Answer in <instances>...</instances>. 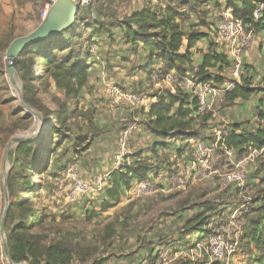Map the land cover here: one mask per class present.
<instances>
[{"label":"rangeland","instance_id":"374dc122","mask_svg":"<svg viewBox=\"0 0 264 264\" xmlns=\"http://www.w3.org/2000/svg\"><path fill=\"white\" fill-rule=\"evenodd\" d=\"M168 1L73 0L79 7L78 17L82 21L70 27L69 31L63 34V38H70L71 48L77 54L73 60L88 63V77L96 76L99 86H104L105 89L101 88L99 91L95 84L91 83L84 89V93L81 90V95L71 99H67L64 92L57 89L49 77L42 75V62L32 64L30 55L22 52L16 58L23 62L15 68L16 58L11 61L5 58L8 45L15 38L36 29L45 19L51 4L47 0L0 1V222L3 218L8 249V237L13 228L21 222L24 213L16 209L7 211L9 204L6 207L5 172L8 202L10 203V197L12 200L26 201L31 212L42 215L39 224L35 225L30 221L31 225L26 226V234L40 236L45 241L67 242L72 250V260L69 264H207L212 260L206 247L208 236L218 231L223 233L229 244L237 242L235 253L227 258L225 264L252 263L256 254L253 247L246 243L244 232L247 230L244 227L252 214L255 215L252 209L256 208L255 200L263 195L264 171L260 166L264 162V147L261 153L253 158L248 157L250 151L242 155L235 151V155L228 156L215 143L219 132L223 131L221 124L225 122L220 124L213 117L210 120L211 116L202 122L203 116L196 115L200 117L193 123L192 128L200 133L199 140L213 146L214 161L210 170L202 174L206 176L204 179H189L183 187L175 186L171 177L188 166L185 162L191 157L193 141L190 142L191 146L185 147L181 155L178 151L182 146L179 145V140L170 137L163 143L164 146L160 144L155 149L154 140L146 130L147 116L143 111L148 108L149 102L153 101L151 98L157 91L162 94L168 90L162 79L159 81L160 85L153 86L150 74L154 70H162V77L171 72L177 75L173 70L166 72L161 61L154 66L152 61V66L143 67L139 61L124 60L127 64L124 69L129 75H143L146 70L148 74L143 76L144 81L141 83H132L133 90H129V84L122 87L125 91L129 90L126 92L142 96L143 103H138L137 107L132 106L135 119L128 121L136 123L141 130L133 133L130 141L128 140L127 157L131 164L135 161L134 157L152 162V175L148 177L152 188L147 193L138 195L135 191L136 181H133L129 188L122 189L118 201L114 202L106 195L110 186V174L119 169L114 166V156L119 149L118 132L123 128L116 126V131L112 132L113 127L110 126L114 125L110 124L111 118L107 117V112L113 106L108 97H102L103 94H108L109 88L111 91L117 88L107 80L112 79L111 75L119 69L116 66L123 62L121 60L116 63L115 59V55L120 54L118 44L123 40L118 33L123 27L122 23H126L128 16L134 11L143 8L158 11L164 9ZM179 1L170 2L175 7L179 5ZM220 1L222 2L192 1L197 8V11L192 13L194 16L198 15V18L209 19L204 3L213 2L211 7L220 10L221 4H226L227 0ZM6 4L11 5V10L5 11L2 6ZM184 10L189 11L188 7ZM91 14H94V17H91ZM222 16L223 14L212 19L210 17V23L203 19L201 22L204 24L200 22L199 25L201 30L209 29L208 24L216 27L218 22L215 24V20L222 19ZM99 29L109 41V46L104 44L105 39L97 37L101 34ZM215 32H218L216 28ZM257 32L255 31L254 35ZM214 40L216 37L211 36L210 41H207L210 44L214 43ZM51 42L47 40L45 44L48 46ZM93 46L94 49L91 50ZM51 50L58 58L69 52ZM139 54L141 55L138 50L134 53L137 59ZM10 62L15 68L16 85L9 82L5 71ZM185 69V75L191 77L192 74L187 73L190 69ZM30 70L36 74L35 80L30 75L25 79L21 78V73ZM138 80L135 82H140ZM170 85L172 94L180 91L174 83ZM255 88L257 91L253 94L259 98L262 96V93H258L260 86ZM25 97L31 98L35 106L25 102ZM21 101L28 104L38 115L25 108ZM68 109L71 113L67 116L65 124L56 125V117ZM208 113L211 112L207 111L204 116ZM41 126V132L37 133ZM54 127L65 130L64 140L52 133ZM27 136H34L25 142L31 143L32 151L25 153L23 149L17 148L18 144H12L4 163V151L8 144L14 139ZM78 136H85L86 141L73 147V142ZM89 141L90 145L82 148ZM179 157L183 163L178 166ZM239 159H242L240 166L245 172V185L242 189L233 183L223 184L221 180L223 174L235 169ZM162 172L164 175L161 177L159 174ZM77 186H80L81 190H76ZM248 198L250 201H247ZM246 201L250 204L247 205V210L235 217L238 215L235 209ZM105 202L111 205L105 207ZM201 205L205 210L208 206H214L213 218L207 224L208 228L213 229L203 239H199L187 229V219L194 218L197 208ZM0 264H10L3 251L1 236ZM16 264L29 263L23 261Z\"/></svg>","mask_w":264,"mask_h":264},{"label":"trees","instance_id":"16d2710c","mask_svg":"<svg viewBox=\"0 0 264 264\" xmlns=\"http://www.w3.org/2000/svg\"><path fill=\"white\" fill-rule=\"evenodd\" d=\"M166 1V0H165ZM258 0H227L226 5L233 10L235 18L241 19L246 27L254 26L257 32L264 26V19L260 23H253L252 11L255 3ZM182 7H188V13H181ZM161 11V13H159ZM197 8L188 1L180 3L178 6L168 5L164 9L143 8L142 10L133 12L126 23H122L124 35L128 43H141L147 51L148 66L153 60H160L162 67L166 72L171 70L180 75H185V67L192 70V60L190 57V49L196 42L204 37H207L205 32L191 28L185 32L179 22L187 21L190 16L189 12H195ZM79 13V10H78ZM78 16V14H77ZM80 18H76L75 24H79ZM82 21V20H81ZM179 21V22H178ZM204 24V22H201ZM72 27V26H71ZM69 31L60 32L58 35L50 38H45L38 41L22 52L29 54V60L32 64L42 62V75L49 77L52 84L61 91L67 99L76 98L80 94L82 87L86 84L88 78V66L83 61H75L73 57H77L71 48L72 44L69 37L63 38V34ZM99 33H103L101 29ZM186 40V49L181 53L183 40ZM47 40H51V45L45 44ZM51 49H60L66 52L64 57L58 58L52 54ZM21 52V53H22ZM75 54V55H74ZM22 60L16 58L14 61L15 68L22 64ZM231 65L228 56L223 52L215 50V44L211 42L208 50L202 53L201 63L194 72V77L202 82L211 83L213 85H222L226 78L222 74L223 71ZM39 68V66H38ZM246 68V74L242 77L241 83L234 86L230 91L224 93V98L221 105L232 104L236 99L241 98L247 100L250 98L256 88L252 86L249 77V70ZM27 75L35 80L36 74L33 70L21 73V78L25 79ZM262 96L259 97L261 102L264 97V86L260 87ZM25 102L31 106L35 103L31 98L25 97ZM196 99L191 98L187 93L178 90L172 94L166 90L156 98V102L151 104L148 110L147 128L149 131L159 138H172L185 141V146H191L190 142L198 140L200 133L192 128L193 123L197 120L196 116ZM71 113L68 109L63 114L56 117V125H63L67 120V116ZM257 116L260 119L264 118V110L257 109ZM202 122L207 121L211 113L202 115ZM240 124L226 128L227 133L220 141L228 149H233L240 155L246 153L250 149H262L264 147V128L258 127L254 133L240 132ZM65 131V130H64ZM58 127H54L52 133L60 136L63 140L66 138L65 132ZM86 141L85 136H78L73 142V147L81 145ZM90 145L87 142L86 148ZM182 147V148H185ZM17 148L23 149L25 153L32 151L31 143H19ZM180 152V151H179ZM264 171V162L260 166ZM152 167L144 159H137L131 165H127L112 171L110 176V186L106 191V195L114 202L118 201L122 189H127L133 181H142L148 179V175ZM9 190L12 188L9 186ZM263 195L255 200L260 202V206L252 208L255 215L248 219L249 232L247 237L250 239L254 248L261 250L255 262L256 264H264V189ZM23 200H12L10 197L9 208L18 210L24 213L21 222L17 224L8 237L9 254L13 262L26 261L29 264H69L72 260V250L69 244L63 240L45 241L40 236L28 235L27 227L32 223L39 224L42 221V215L38 212H31ZM111 204L104 203L105 207ZM214 206H208L207 211L201 212L192 218L187 229L193 234H198L199 239L207 237L213 228H208V221L212 218V210ZM252 210V211H253ZM253 215V214H252ZM8 217V214H7ZM26 222L27 224H24Z\"/></svg>","mask_w":264,"mask_h":264},{"label":"crops","instance_id":"0c3cea01","mask_svg":"<svg viewBox=\"0 0 264 264\" xmlns=\"http://www.w3.org/2000/svg\"><path fill=\"white\" fill-rule=\"evenodd\" d=\"M0 1L3 2L4 0H0ZM162 1H165V0H162ZM166 1H168V0H166ZM170 1H172V0H169L167 4L172 6V2H170ZM184 1H188L190 4H192L196 0H183V1L180 0L179 4L183 3ZM218 2L221 3L222 1L218 0ZM204 4L208 9L206 15L209 19H210V17L212 19V18H215V16L218 17V15L223 14V11L226 9V6H227L226 4H221V6H220L221 8L218 7V8H220V10H217V9H214L211 7V5H214L213 2H209V4H207V3H204ZM2 7L5 9V11L11 10V5H9V4L3 5ZM184 9H185V7L181 8V10H180L181 13H183V12L188 13L187 10H184ZM134 12H136V11H134ZM79 14H80V11H79L78 15ZM189 16H190V18L187 21H183L182 23L178 21L180 23L181 28L187 33L190 31L191 28H194V29H197L201 32H205L207 34V37H204V38L198 40L196 42V44L190 49V57L192 60V63H191L192 64V70H190V72H187V73H191L192 75H194V72L196 71V69L198 68V66L201 63L202 53L206 52L208 50L209 43L207 40L210 41L211 36L216 37V40H214V43H216L215 44V50L217 52L228 53L229 47L227 46V44L225 42L221 41V39L218 37L217 32L214 33V30L216 27H213L212 24H210V25L208 24L209 29H207V30L202 29L201 30V27L199 25H200V22L203 21L204 18H198L199 16L196 14L194 16V13H192V12H189ZM77 18H79V17L77 16ZM209 19L206 18V19H204V21H206V23H210ZM218 20H220V19L215 20V24L218 22ZM118 34L121 35V39H123L122 40L123 43L121 42V44H118L120 47V48L118 47V51L120 52L119 56H117L115 54L114 55H115V59L119 60V61L116 60V63L117 62L119 63L121 60L123 62L116 66V67H119V69L111 75L112 79L109 78L107 81L110 83V85H114L115 87L119 88L125 94H135L132 92H126L128 89H126V91H125L124 90L125 88L123 89L122 87H125L127 84H129V90H133L134 88H133L132 83H141L142 81H144L143 76L144 75L146 76L148 74L147 73L148 71L146 70V73L144 72L143 75H139V76H138V73H134L133 75H129L128 74L129 72H127V70L124 69L125 65H127L124 62V60L128 61V59H130L133 62L139 61L140 64L144 67V66L148 65V63H149L148 58H147V51H146V49H144L142 44L139 42L136 44L128 43L126 38H125L123 29H121V31ZM97 37H99L101 39H105L104 44H107V45L109 44V41L107 40V38L104 36L103 33H101ZM105 48L106 47H104V49ZM185 49H186V40L184 39L183 40V46L181 47V50L185 51ZM137 50L140 51V53H141V55L140 54L138 55L139 56L138 59L134 55V53ZM184 51H180V52L183 53ZM118 57H121L122 59L118 58ZM228 59L230 60L231 65L229 68L225 69L222 73L225 76L226 80L229 79L230 74L232 72V57L229 54H228ZM153 61H154V63L152 65L154 66L156 63H159L160 60H153ZM242 62L244 64V66L247 67V69L249 70V74L247 76L249 77V80H250L252 86L262 87L264 85V26L257 32L256 35H254V39H253L251 45L249 46L247 51L242 55ZM86 65L88 66V63H86ZM152 65L150 64L149 66H152ZM90 70H91V67H90ZM169 72H171V71H169ZM171 73H173V72H171ZM177 75H180V74L177 73ZM94 77H95V79H93ZM94 77L93 78L92 77L90 78V76L88 77L86 86H84L81 89L83 93H84V89H87L91 85V83H94L96 88H98L99 91L101 90V88L105 89L104 86H99V84L97 83V79H96L97 77L96 76H94ZM137 79H139L138 81H140V82H135V81H137ZM160 83L161 82L155 83L153 81V86L157 87L158 85H160ZM162 83L166 84V87L170 92L173 91V89L170 88L171 87L170 82H168L167 80H162ZM144 84L147 85L146 82H144ZM110 89L111 88H109V92L106 90L108 94H103V96H102V97H108L109 101L111 102V105L113 106V108L109 112H107V113H109L107 115V117L111 118L109 120L110 124L114 125V126H110V127H113L112 132L116 131V126L120 125L121 127H123L118 132V135H120L129 126H134L135 129L129 135V141H130L132 134L141 130V127L138 126L136 123H131L128 121L131 118L135 119V112H134V110H133L134 108L132 106L137 107L138 103H143L142 102L143 100L141 99L142 96H140V95L138 96L135 94L136 96L139 97V101L132 102L126 96H122V97L114 96V94L112 93V91ZM146 90L148 91V89H146ZM80 95H81V93H80ZM159 95H160V91H157L155 93V96H153V98H151V99H153V101L149 102L148 108H145L143 110L145 113V116H147V120H148V114L147 113H148L149 107L151 106V104L156 102V98ZM110 97H112V98L110 99ZM223 98H224V94H221L219 100L211 108L210 120L213 117V118H215L214 120L218 121L220 124L225 122V124H226L225 129L234 125L235 123H239L240 127H239V130H237V131H240V132L254 133L258 127L264 128V118L260 119L256 113L257 109L264 110V97H263L262 101L260 102L259 98H257V96L253 94L247 100H243L241 98H238L232 104L220 106V103L223 100ZM103 121L107 122L106 120H103ZM222 126H224V125L221 124V127ZM146 130L148 131V133H150V135L152 136V138L154 140L153 145H154L155 149L158 148L160 144L162 145L163 143H166L168 138H159L157 136L155 138V135H153L149 131V129H147V126H146ZM118 135H117V137H118ZM185 144H186L185 141L179 140V145H182L178 149V151H180L179 152L180 155L182 154V152H184L185 148H182V147H184ZM164 145L165 144H163L162 146H164ZM134 158H135V160L140 159L138 157H134ZM177 160H178V166L183 163V161L180 160V157L177 158ZM188 161L189 160H187L185 163L188 164ZM148 164L151 165V167H152V162L150 160H148ZM181 167H184V166L181 165ZM155 170L156 169H154V171ZM185 170H186V168L183 169L182 171H180L179 173H183L188 180L189 179H192V180L204 179L206 177L202 174H200V175H195V174L192 175L191 173L186 174ZM151 175L152 174L150 173L148 175V177H151ZM159 175L162 177V175H164V174L162 172ZM148 180L150 181V179H148ZM259 206H260V202H256L254 207L257 208ZM201 212H205L206 214H208L209 211H207V209L205 210L203 208V205H201L200 207L197 208V213L195 214V216ZM252 217H253V215H252ZM212 218H213V216H212ZM188 219H187V224L192 218H188ZM244 229L247 230L246 232H244L246 243H248L249 246L253 247L252 248L253 252H255V254H256V256L253 258V261L251 264H256L255 260L258 256V254L260 253V251L256 248H254L253 244H251V242H250V239L247 237V233L249 232V224L248 223H247V225H245ZM194 235L199 238L198 234H194Z\"/></svg>","mask_w":264,"mask_h":264},{"label":"built area","instance_id":"2783aa9c","mask_svg":"<svg viewBox=\"0 0 264 264\" xmlns=\"http://www.w3.org/2000/svg\"><path fill=\"white\" fill-rule=\"evenodd\" d=\"M50 4L55 2V0H47ZM94 17V14H91ZM253 23H260L264 19V0H258L255 3V7L252 11ZM218 30V37L222 42H225L229 47L228 54L232 57V72L230 74V79L226 80L222 85H213L211 83L202 82L200 79L186 75H175L168 73L164 77L162 70H154L150 77L152 81L158 83L160 79L167 80L170 83H174L176 88L180 91L187 93L191 98L196 99V115H203L207 111H210L214 104L219 100L220 95L234 88L235 85L241 83L242 77L246 74V68L242 62V54L247 49L253 39H254V26L246 27L241 19L235 18L233 15V10L227 7L223 11V16L218 25L216 26ZM94 49V46L91 50ZM112 93L114 96L122 97L126 96L132 102L139 101V97L135 94H125L119 88H113ZM223 131L219 132L216 137V144L227 134L225 132V123L223 124ZM135 129L134 126H129L124 130L118 138V151L114 156V166L115 168H121L127 165H131L127 157L128 153V140L129 135ZM223 149L224 153L228 156H233L236 154L235 150L228 149L223 144L219 146ZM248 153L249 158H253L255 155L261 153L262 149H250ZM191 157L188 161V166L186 167V174L191 173L192 175L205 174L210 170L211 165L214 161L213 156V146L206 144L203 140H195L192 142ZM239 163L235 165V169L231 170L222 175V183L229 184L233 183L237 188L242 189L245 185V172L240 166L242 159L238 160ZM188 179L183 173L174 174L171 177V182L177 187H183ZM152 188V185L148 179L142 181H136L135 191L138 195L147 193ZM76 190H81L80 186L75 188ZM247 201H250L248 198ZM245 202L236 208L235 211L238 213L239 217L247 210V205L249 202ZM250 205V204H249ZM237 242L234 241L229 244L225 240L222 232H214L208 236L207 249L210 252V257L212 260L208 261L207 264H225L227 258L235 253Z\"/></svg>","mask_w":264,"mask_h":264},{"label":"water","instance_id":"95a60500","mask_svg":"<svg viewBox=\"0 0 264 264\" xmlns=\"http://www.w3.org/2000/svg\"><path fill=\"white\" fill-rule=\"evenodd\" d=\"M79 7L78 5L73 3V0H55L51 4L50 9L45 16V19L42 23L33 31L29 32L24 36H19L15 38L7 47L5 51V58L8 60H12L20 55V53L26 49L28 46L41 41L45 38H50L58 35L60 32L66 31L76 21ZM6 73L8 75V80L12 85L17 83L15 79V68L12 65V62L6 67ZM20 96V95H19ZM21 104L30 110L33 114L38 115L35 111L31 109V107L25 102L21 101ZM43 126H41L37 133L41 132ZM34 136L20 137L12 140L10 144H8L7 149L4 151L3 162H6V157L8 153V149L12 144H19L22 142L29 141ZM7 172L4 173V196L6 201V207L8 206V191H7V183H6ZM0 236L2 240V246L5 256L10 264H16L10 258L9 249L7 246L6 236L4 233L3 227V218L0 222Z\"/></svg>","mask_w":264,"mask_h":264},{"label":"bare ground","instance_id":"6f19581e","mask_svg":"<svg viewBox=\"0 0 264 264\" xmlns=\"http://www.w3.org/2000/svg\"><path fill=\"white\" fill-rule=\"evenodd\" d=\"M16 84H17V83H16ZM16 84H15V85H16Z\"/></svg>","mask_w":264,"mask_h":264}]
</instances>
